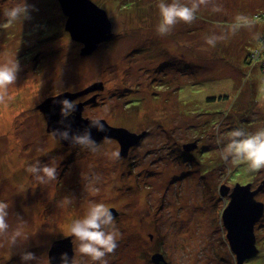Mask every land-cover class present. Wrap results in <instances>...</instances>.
Masks as SVG:
<instances>
[{
  "label": "rangeland",
  "instance_id": "rangeland-1",
  "mask_svg": "<svg viewBox=\"0 0 264 264\" xmlns=\"http://www.w3.org/2000/svg\"><path fill=\"white\" fill-rule=\"evenodd\" d=\"M92 1L107 11L114 35L88 55L66 30L58 0H27L30 17L0 28V58L6 54L20 64L9 86L12 99L0 104V201L9 205V232L20 227L27 237L15 246L0 239V264H23V251L51 264L54 242L67 237L75 259L93 264L74 250L78 241L69 231L92 201L110 208L120 232L108 264H154L156 253L168 264H237L222 218L230 197L220 189L246 182L256 189L264 169L250 172L240 163L229 170L215 140L217 130L227 136L246 114L257 117L240 128L264 127V0H212L193 23L179 22L163 37L155 31L158 0ZM12 2L21 0H0V23L2 7ZM213 4L221 11H212ZM237 14L254 18V27L231 34ZM212 35L226 38L212 47L205 42ZM253 48L255 68L244 62ZM245 72L253 80L244 82ZM99 82L102 89L73 101L89 103L84 117L145 133L127 156L114 138L96 142L95 152L64 144L48 131L38 108L50 97ZM210 95L229 100L209 102ZM7 109L15 110L8 127ZM113 151L119 158H110ZM37 160L54 163L57 178L40 184L26 171ZM256 198L264 202V189ZM255 235L258 254L244 264H264V215Z\"/></svg>",
  "mask_w": 264,
  "mask_h": 264
},
{
  "label": "clouds",
  "instance_id": "clouds-1",
  "mask_svg": "<svg viewBox=\"0 0 264 264\" xmlns=\"http://www.w3.org/2000/svg\"><path fill=\"white\" fill-rule=\"evenodd\" d=\"M212 0H190V3H183L181 0H158V10L160 20L155 27L157 35L163 37L169 35L179 22L191 24L196 19V13L200 7L207 6ZM30 6L27 0L12 2L10 6L2 7V16L5 22L0 23V28L7 29L18 20H26L30 17ZM212 11L219 12L221 7L213 4ZM256 20L243 14H237L232 24L229 25V32L235 34L241 28L251 29ZM226 37L208 36L205 42L214 47L217 40ZM254 40L260 39V34L253 35ZM264 50V49H262ZM20 64L17 58L7 56L0 58V104H6L12 99L9 93V86L17 80V73ZM53 103L59 104L61 119L59 124L62 128L53 129V133L60 139L66 140L73 146L95 152L98 145L92 137L91 129L96 128L99 132H105L106 128L101 119H90V123L83 130L73 131L68 118L77 110L75 102L67 97L54 100ZM215 143L221 145L220 158L226 165L231 167L240 163L246 164L250 172L264 169V127L258 128L254 132H248L243 128H234L227 136L221 135L217 130ZM110 158H119V151L107 153ZM26 171L32 174L40 184H47L57 178V167L54 163H42L40 160L28 165ZM98 179V178H97ZM67 198L64 204L69 203ZM9 205L0 201V239H6L11 246L17 245L21 239L26 240L20 227L9 232L7 217L9 215ZM22 219V218H21ZM69 231L74 241H78V247L74 249L82 256L90 258L93 264H108L106 259L108 254H112L118 247L120 237L119 229L113 212L103 202H89L82 218L75 219L69 226ZM23 264H30L31 261H41L31 251L21 253ZM59 264H81L74 256L69 257L67 252L60 254Z\"/></svg>",
  "mask_w": 264,
  "mask_h": 264
},
{
  "label": "water",
  "instance_id": "water-1",
  "mask_svg": "<svg viewBox=\"0 0 264 264\" xmlns=\"http://www.w3.org/2000/svg\"><path fill=\"white\" fill-rule=\"evenodd\" d=\"M58 1L64 14L67 16L66 30L75 41L84 44L82 48L83 55L91 54L98 47L99 43L108 41L113 37V24L107 11L92 0ZM102 88L103 84L99 82L83 91L74 93L67 91L42 102L38 108L43 112L47 120L48 131L53 132V129L63 127V125L58 123L61 119L60 106L53 103L54 100L65 97L74 100L89 91ZM89 101H96V97ZM86 104L87 102L77 103L76 112L68 118L73 131L83 130L90 123L89 120L91 118L83 116ZM101 120L105 125L106 131L99 132L96 128H92L93 139L96 142L107 138L116 139L121 145V154L124 156L128 155L130 147L137 144L145 134H138L123 127H114L109 125L106 120ZM61 141L66 145H71L66 140L61 139ZM184 147L190 150L192 145H185ZM263 187L264 182L256 189L252 188V183L250 182L246 184L237 183L232 189L227 185L221 186V194L230 197L223 211L222 218L227 230L230 247L236 254L237 264H244L247 259L258 254L259 249L256 244L255 225L264 215V202L258 200L256 196L262 191ZM63 252H67L69 257L73 256L74 251L71 237L54 242L49 253L51 264H59L60 254ZM152 259L154 264H168V261L161 253L154 254Z\"/></svg>",
  "mask_w": 264,
  "mask_h": 264
},
{
  "label": "trees",
  "instance_id": "trees-1",
  "mask_svg": "<svg viewBox=\"0 0 264 264\" xmlns=\"http://www.w3.org/2000/svg\"><path fill=\"white\" fill-rule=\"evenodd\" d=\"M257 15H261V14H257ZM256 48V47H255ZM255 48H253L251 51H248V55L245 57V59H244V62L246 63V64H250V65H252V63H253V68H255L256 66H257V63H258V61H255V63L252 61V59H256V56H255V54H254V50H256L257 52H258V49H255ZM253 53V54H252ZM261 64L259 65V69L261 70L262 69V71H263V73H264V60H262L261 62H260ZM255 65V66H254ZM245 81L244 82H248V81H251V79L253 80V77L251 76L250 77V72H245ZM207 100L209 101V102H216V101H221V100H225V101H227V100H229V96L228 95H218V96H215V95H210V96H207ZM243 114V113H242ZM235 115V114H234ZM246 117V118H245ZM249 117H251L252 119H256V114H253V116L252 115H248V114H246L244 117H242L241 119H240V121H242V122H244V123H242V125H237V124H234L235 126V128H237V127H245V124H246V122H248V121H250L251 119L249 118ZM248 118V119H247ZM239 121V120H238ZM251 121H253V120H251ZM232 129H234L233 127H232ZM190 143V142H189ZM186 144H188V143H185L184 145H183V147L186 145ZM185 148V147H184ZM246 183H249V182H246ZM246 183H241V184H246ZM263 189H264V187H263ZM262 189V190H263Z\"/></svg>",
  "mask_w": 264,
  "mask_h": 264
},
{
  "label": "bare ground",
  "instance_id": "bare-ground-1",
  "mask_svg": "<svg viewBox=\"0 0 264 264\" xmlns=\"http://www.w3.org/2000/svg\"><path fill=\"white\" fill-rule=\"evenodd\" d=\"M8 111H7V118L5 119V123H4V126H6L7 125V127H8V124H9V121H10V119H11V117H12V114L13 113H15V110H13V109H7ZM7 122H8V124H7ZM4 202V201H3ZM28 209V208H27ZM28 212H29V210H28Z\"/></svg>",
  "mask_w": 264,
  "mask_h": 264
},
{
  "label": "flooded vegetation",
  "instance_id": "flooded-vegetation-1",
  "mask_svg": "<svg viewBox=\"0 0 264 264\" xmlns=\"http://www.w3.org/2000/svg\"><path fill=\"white\" fill-rule=\"evenodd\" d=\"M85 102H86V101H85ZM79 103H80V102H79ZM88 104H89V103H87L86 105H88ZM86 105H85V106H86ZM85 106H84V108H85Z\"/></svg>",
  "mask_w": 264,
  "mask_h": 264
}]
</instances>
